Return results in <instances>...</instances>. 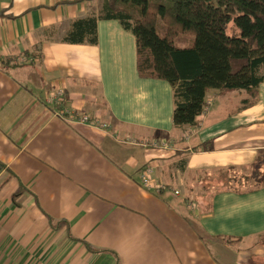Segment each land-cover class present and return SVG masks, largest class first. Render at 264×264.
<instances>
[{
	"label": "crops",
	"instance_id": "obj_1",
	"mask_svg": "<svg viewBox=\"0 0 264 264\" xmlns=\"http://www.w3.org/2000/svg\"><path fill=\"white\" fill-rule=\"evenodd\" d=\"M101 7L0 0V264H244L264 184L210 193L200 176L264 174V82L248 108L243 91H211L198 125L175 129L171 85L139 75L118 21L98 23L95 46L61 42ZM61 89L66 110L108 129L60 118Z\"/></svg>",
	"mask_w": 264,
	"mask_h": 264
},
{
	"label": "trees",
	"instance_id": "obj_2",
	"mask_svg": "<svg viewBox=\"0 0 264 264\" xmlns=\"http://www.w3.org/2000/svg\"><path fill=\"white\" fill-rule=\"evenodd\" d=\"M99 1V12L74 21L61 42L95 46L98 23L118 21L136 38L139 75L171 85L175 129L198 125L211 91H243L245 108L256 103L264 82V0ZM243 179L214 181L216 189L264 184Z\"/></svg>",
	"mask_w": 264,
	"mask_h": 264
},
{
	"label": "built area",
	"instance_id": "obj_3",
	"mask_svg": "<svg viewBox=\"0 0 264 264\" xmlns=\"http://www.w3.org/2000/svg\"><path fill=\"white\" fill-rule=\"evenodd\" d=\"M25 61V60H23ZM66 98L65 90L61 89L59 91L54 92L52 95L49 96L48 102L55 106L57 109V114L60 118L68 119L71 122L78 123V124H96L100 126V128L107 130V124H101L100 122L92 119L90 116L87 115H78L77 113L66 110L64 107V102ZM165 147H169L167 144L164 145ZM153 173L154 169L153 166H147L142 171V185L146 189H152L154 186L153 184ZM158 190L165 189V186H158ZM176 196H179V192L175 191L174 193Z\"/></svg>",
	"mask_w": 264,
	"mask_h": 264
},
{
	"label": "rangeland",
	"instance_id": "obj_4",
	"mask_svg": "<svg viewBox=\"0 0 264 264\" xmlns=\"http://www.w3.org/2000/svg\"><path fill=\"white\" fill-rule=\"evenodd\" d=\"M264 170V169H263ZM227 172V171H226ZM229 172V171H228ZM227 174H221L220 173H216L212 176V180H207L206 178L200 176L201 178V182L204 185H207V187H210V189L206 192H213L216 188H218L217 183L214 181V179L220 180V182H224V183H229L230 181H232V178L235 177V175L233 173H228ZM250 172V171H249ZM251 173V172H250ZM248 173V171H245V174H250ZM264 182V174L261 175H256L255 178L252 179V181H250V185L249 186H255L256 184H260ZM201 190V189H200ZM206 199L208 200L209 197H206ZM237 247L240 246L241 249L243 250V255L242 257L244 258V264H264V260L259 258L260 254H264V235L259 237L255 242L252 243H247L245 245L243 244H239L236 245Z\"/></svg>",
	"mask_w": 264,
	"mask_h": 264
}]
</instances>
